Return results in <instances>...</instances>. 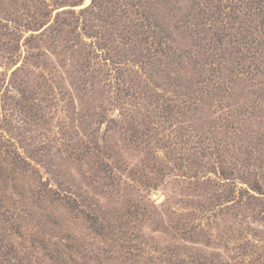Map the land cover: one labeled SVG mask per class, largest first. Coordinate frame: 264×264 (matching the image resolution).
<instances>
[{"label":"rangeland","instance_id":"1","mask_svg":"<svg viewBox=\"0 0 264 264\" xmlns=\"http://www.w3.org/2000/svg\"><path fill=\"white\" fill-rule=\"evenodd\" d=\"M253 5L0 0V264H264Z\"/></svg>","mask_w":264,"mask_h":264},{"label":"trees","instance_id":"2","mask_svg":"<svg viewBox=\"0 0 264 264\" xmlns=\"http://www.w3.org/2000/svg\"><path fill=\"white\" fill-rule=\"evenodd\" d=\"M220 2H222V0H220ZM242 4V1L241 2H239L238 3V7H241L240 5ZM246 3V2H245ZM221 4H223V3H221ZM247 4V3H246ZM248 4H249V2H248ZM250 5V4H249ZM223 6H225L224 4H223ZM238 7H234V9H233V13L235 12V15H237V14H239L238 13ZM246 7H247V9H249L248 8V6L246 5ZM224 8V7H223ZM255 8V10H254V12H256V14L257 15H259V20H260V23H261V25H264V0H257V5L255 6V5H253V9ZM237 10V11H236ZM198 11H201V15L202 16H205V15H209V9L208 8H204V7H199V9H198ZM245 13H247V11L245 12ZM239 15H241V14H239ZM254 15V14H253ZM247 21H245V22H249L250 21V19L248 20V19H246ZM164 34V33H163ZM197 35H201V33H198ZM218 35V34H217ZM216 35V36H217ZM220 37V36H219ZM217 41H219V39L217 40ZM159 42L160 41H157V44H159ZM221 43L222 42H219V53L218 54H220L221 55V57H223L224 59H227L228 61H230L231 60V54L228 52V48L226 47V48H224V49H222V47H221ZM182 57H185L186 55H181ZM208 56H210V55H208ZM212 56H214V55H212ZM177 58H179L180 59V56H176ZM237 57L238 56H235L234 55V63H235V61H236V63L237 64H240L242 67H241V69L243 70L245 67L247 68L246 69V71L248 72V70L250 69V67H251V64L248 66V63L246 62V59H244V58H241V59H237ZM210 58H211V56H210ZM237 59V60H236ZM193 63L194 64H196L194 61H193ZM180 66H181V64H180ZM254 69H256L255 71H257V66H254Z\"/></svg>","mask_w":264,"mask_h":264}]
</instances>
